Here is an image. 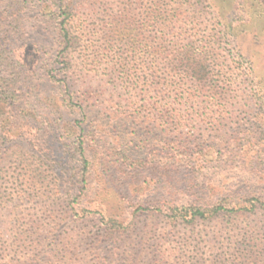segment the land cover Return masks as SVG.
<instances>
[{"label":"rangeland","instance_id":"rangeland-1","mask_svg":"<svg viewBox=\"0 0 264 264\" xmlns=\"http://www.w3.org/2000/svg\"><path fill=\"white\" fill-rule=\"evenodd\" d=\"M60 1L83 3L0 0L18 64L0 63V264H264V0H194L207 79L161 65L146 102L57 65ZM149 104L153 117L130 115ZM229 194L239 205L179 211Z\"/></svg>","mask_w":264,"mask_h":264},{"label":"trees","instance_id":"trees-1","mask_svg":"<svg viewBox=\"0 0 264 264\" xmlns=\"http://www.w3.org/2000/svg\"><path fill=\"white\" fill-rule=\"evenodd\" d=\"M193 1L83 0L79 5L60 1L52 12V16L57 15L61 38L56 63L70 75L76 64L79 73L86 72L87 67L97 72L101 70L109 80L119 79L128 85L134 95L145 102L150 94L159 96L161 93L163 83L158 75L161 65L167 66L174 77L181 75L186 83L203 82L207 79L206 58L210 42H206V36H200L199 25L194 23ZM76 7L82 10L79 19L75 18ZM215 43H220V39L217 38ZM76 49L80 50L78 62L70 58ZM8 55L18 67L11 52L4 48H0V63L8 60ZM171 91L181 99L191 96L189 90L181 86L175 85ZM8 92L9 89L5 91L0 84V95ZM149 105L152 111L146 115L145 106H140L142 109L139 110L132 108L130 115L153 117V104ZM231 195L203 206L199 205L202 196H197L193 204L182 206L179 211H185V216L203 218L206 213H217L225 207L239 205L238 196Z\"/></svg>","mask_w":264,"mask_h":264}]
</instances>
